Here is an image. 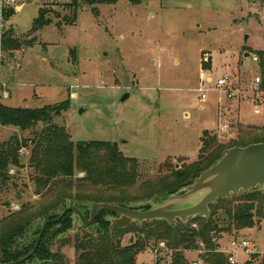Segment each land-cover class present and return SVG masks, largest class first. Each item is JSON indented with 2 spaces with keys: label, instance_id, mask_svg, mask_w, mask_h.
Segmentation results:
<instances>
[{
  "label": "rangeland",
  "instance_id": "374dc122",
  "mask_svg": "<svg viewBox=\"0 0 264 264\" xmlns=\"http://www.w3.org/2000/svg\"><path fill=\"white\" fill-rule=\"evenodd\" d=\"M72 1L8 4L13 15L0 24L14 32L21 48L0 52V104L53 107L50 125L63 128L73 143L114 144L124 157L136 160L138 176L126 189L77 188L86 173L74 171L37 194L36 175L29 166L31 146L23 148L21 167H10L6 183L0 181L1 238L15 225L29 222L34 228L67 203L76 205L87 219L86 204L122 207L163 197L159 195L166 192L175 173L185 172L200 156H206L201 160L206 162L215 155L209 150L200 155L202 138L226 146L225 151L227 145L264 143V94L259 112L254 113L250 91L254 81L261 79L257 58L243 51L264 52V0H140L137 5L121 0L100 6L78 0L75 22L69 24L74 14L66 5ZM40 9L51 23L28 35ZM245 53L249 56L244 57ZM203 62L209 64L206 71L201 68ZM224 75L233 87L249 91L240 108L248 125L239 123V95L230 102L215 86ZM200 88L206 91L205 102L200 101ZM125 94L128 97L122 101ZM225 122L229 127L222 131ZM44 126L37 124L26 131L0 127V144L15 135L31 139ZM232 198L236 196L223 206H235ZM221 208L217 217L223 216ZM133 224L120 234L121 247L136 240ZM90 231L82 226L60 233L50 251L61 252L74 264L78 256L74 242ZM241 239L264 252V220L242 233L223 232L216 239L218 250L239 253ZM184 257L189 264L200 260L196 251L184 252ZM234 257L237 264L248 260L245 254ZM149 259L145 254L138 256L136 264Z\"/></svg>",
  "mask_w": 264,
  "mask_h": 264
},
{
  "label": "trees",
  "instance_id": "16d2710c",
  "mask_svg": "<svg viewBox=\"0 0 264 264\" xmlns=\"http://www.w3.org/2000/svg\"><path fill=\"white\" fill-rule=\"evenodd\" d=\"M119 1L121 0H86L85 2L88 6H100L114 5ZM125 1L134 5L140 3V0ZM66 7L74 14L73 19L68 20L69 24H73L79 2L73 0ZM12 15L13 8L9 5L0 8L1 21H8ZM50 23L51 21L46 18L44 10L40 9L28 35L37 33ZM29 43L31 40L28 41ZM20 48L21 44L14 37L12 30L5 28L0 30V52H15ZM243 51H247L257 58V67L261 76L260 88L264 92V52L254 53L247 49H243ZM201 68L206 71L209 69V64L203 62ZM52 111L53 107L23 109L0 104V127H12L26 131L34 128L37 124L45 125L39 132H35L31 139L20 140L15 135L0 144L1 185L5 184L9 178L10 167H21L19 155L21 149L30 146L29 166L36 175L34 183L37 187L35 190L37 194H40L44 187L49 186L53 180L59 177L73 176L74 171L86 173V176L82 178L83 183L77 182V188L126 189L135 184L138 176L136 170L138 163L135 159L124 157L114 144L108 142H71L63 128L50 125ZM201 143L200 155L207 150L210 151V154L215 155L206 162L201 161L206 156L204 158L200 156L195 163L187 167L188 170L175 173L174 180L167 184L166 192L159 196L175 194L181 188L190 185L207 168V165L213 166L227 151H225L226 146L216 144L211 140L206 141V138H202ZM228 146V150L233 147L232 145ZM232 199H235V206H231V204L227 207L223 206L229 203L230 199L219 200L209 206L208 218L196 217L185 224L177 221L175 225H169L163 220L135 223L133 224L135 226L132 227H135L134 230L138 236L134 242L124 247H121L120 244V234L127 231V228L109 231V222L106 219L118 216L109 211H101L96 215L93 227H89L91 233L75 240L74 248L78 256L74 264H136V258L141 256L146 248L161 241L173 250L172 264H189L184 257V252L198 251L201 248L205 251L199 256L202 264H229L226 255L216 252L218 245L212 240L219 239L223 232L252 229L257 223L264 220V194L260 191L252 190L248 193H241ZM73 206L76 207L74 204ZM122 207L125 206L122 205ZM220 208L224 213L222 217H217ZM83 209L88 212L85 208ZM72 214L71 212L67 213L57 224L48 226L34 258L30 259L28 264L33 262L35 264H69L64 254L61 252L52 253L50 247L55 236L60 233L65 234L71 229ZM55 217H58L57 213L49 215L44 221ZM255 219L258 221L256 222ZM222 225L224 226L221 227ZM31 228L32 234H29ZM54 228L57 229L49 235L50 230ZM39 231L40 229L33 228V225L30 226L29 222L7 228L6 234L2 238L0 237V264L15 262L27 256L36 243ZM68 242V240L63 241L64 245H67ZM253 257L257 258V256ZM254 263L251 260L246 262V264Z\"/></svg>",
  "mask_w": 264,
  "mask_h": 264
},
{
  "label": "water",
  "instance_id": "95a60500",
  "mask_svg": "<svg viewBox=\"0 0 264 264\" xmlns=\"http://www.w3.org/2000/svg\"><path fill=\"white\" fill-rule=\"evenodd\" d=\"M248 56L249 53L244 54V57ZM127 97L125 94L122 101ZM252 190L264 194V143L227 150L213 166L201 173L190 185L169 196L154 197L146 202L125 207L86 204L83 208L89 212L88 219L78 208L67 203L65 209L57 213V218L36 224L40 232L32 251L24 258L6 264H28V261L34 258L47 226L57 224L70 212L73 213L71 216L73 222L68 232H75L82 226L91 227L96 215L101 211H109L118 216L106 219L109 222V231L123 230L133 223L141 224L154 220H163L169 225H175L177 221L185 224L196 217L208 218L209 206L217 201ZM56 229L50 230L49 235Z\"/></svg>",
  "mask_w": 264,
  "mask_h": 264
},
{
  "label": "built area",
  "instance_id": "2783aa9c",
  "mask_svg": "<svg viewBox=\"0 0 264 264\" xmlns=\"http://www.w3.org/2000/svg\"><path fill=\"white\" fill-rule=\"evenodd\" d=\"M15 0H0V8L3 6H7L8 4H13ZM1 22V20H0ZM0 29H2V25L0 24ZM256 59V57L254 56ZM202 80L203 76L201 77ZM211 82L210 78L206 79V83L209 84ZM218 91L225 95L226 99L232 100L235 98V96L240 94V91L238 88L233 87L232 83L229 80V76L224 75L222 78L218 79L215 84ZM251 93L253 94V110L254 113L259 112V108L262 106V98L261 96L264 94V92L260 88V78H257L254 83L253 87L250 89ZM199 93H201L200 101L205 102L206 100V91H203L201 88L198 90ZM228 124H223L221 126L222 131L228 130ZM212 242L216 243V239H213ZM241 249L239 253L237 251L233 252H225L222 250H218V253H225L228 257V263L229 264H237V261L235 259V255L237 254H245L248 256V260H251L255 262L256 264H264V252L255 251L249 243V241L241 239L239 241ZM217 244V243H216ZM237 241L233 242V245H236ZM199 256L203 254L205 251L203 248L196 251ZM147 255L150 259L149 261H142L140 264H172V255L173 250L167 246V244L163 241L158 242L157 244L151 245L146 250L143 251L141 255ZM253 256H257L255 259ZM200 258V257H199ZM246 261V262H247ZM245 262V263H246ZM191 264H202L201 260L192 262Z\"/></svg>",
  "mask_w": 264,
  "mask_h": 264
},
{
  "label": "crops",
  "instance_id": "0c3cea01",
  "mask_svg": "<svg viewBox=\"0 0 264 264\" xmlns=\"http://www.w3.org/2000/svg\"><path fill=\"white\" fill-rule=\"evenodd\" d=\"M240 91V94H239V104H238V108H239V123L241 124V125H248V124H246V123H244L243 122V118L241 117V111H240V108H241V105H243L244 103H245V96H249V94H248V92L249 91H246V92H244L243 93V90H239ZM248 94V95H247ZM243 95V96H242ZM253 95H252V104H253ZM230 102H233V100L231 101L230 100ZM234 102H237V100H234ZM260 109V108H259ZM220 110V107H219V109H218V113H217V115H219L221 112L219 111ZM225 124H226V122H225ZM223 125V124H222ZM221 125V126H222ZM221 126H220V129H221ZM246 230H248V229H246ZM245 230H243V231H241V233L242 232H244ZM254 249H255V247H253ZM225 252H229V251H225Z\"/></svg>",
  "mask_w": 264,
  "mask_h": 264
},
{
  "label": "flooded vegetation",
  "instance_id": "af4514ba",
  "mask_svg": "<svg viewBox=\"0 0 264 264\" xmlns=\"http://www.w3.org/2000/svg\"><path fill=\"white\" fill-rule=\"evenodd\" d=\"M77 208V207H76ZM65 209V208H64ZM81 211V210H80ZM88 217H89V215H88ZM55 218H57V217H55ZM55 218H53V219H55ZM88 219V218H87ZM47 221V220H46ZM54 225V224H53ZM49 226V225H48ZM48 226H47V228H46V231H45V233L47 232V230H48ZM87 228H89V227H87ZM40 232V231H39ZM44 233V234H45ZM39 234V233H38Z\"/></svg>",
  "mask_w": 264,
  "mask_h": 264
}]
</instances>
